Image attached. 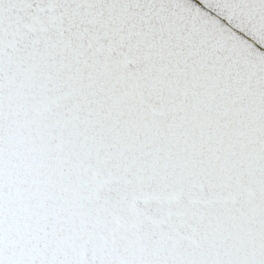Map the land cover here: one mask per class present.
<instances>
[{
	"label": "snow or ice",
	"instance_id": "obj_1",
	"mask_svg": "<svg viewBox=\"0 0 264 264\" xmlns=\"http://www.w3.org/2000/svg\"><path fill=\"white\" fill-rule=\"evenodd\" d=\"M0 264H264V0H0Z\"/></svg>",
	"mask_w": 264,
	"mask_h": 264
}]
</instances>
